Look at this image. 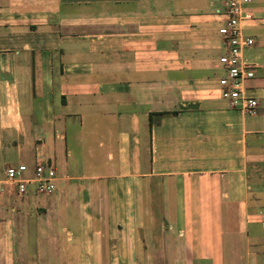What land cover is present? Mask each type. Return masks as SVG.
Segmentation results:
<instances>
[{
  "label": "crops",
  "instance_id": "0c3cea01",
  "mask_svg": "<svg viewBox=\"0 0 264 264\" xmlns=\"http://www.w3.org/2000/svg\"><path fill=\"white\" fill-rule=\"evenodd\" d=\"M221 8L0 0V168L58 176L0 194L48 205L0 209V264H264V0L242 24L253 111L217 95Z\"/></svg>",
  "mask_w": 264,
  "mask_h": 264
},
{
  "label": "built area",
  "instance_id": "2783aa9c",
  "mask_svg": "<svg viewBox=\"0 0 264 264\" xmlns=\"http://www.w3.org/2000/svg\"><path fill=\"white\" fill-rule=\"evenodd\" d=\"M252 0H221V23L217 28L222 37L223 53L218 60L223 73L217 77V95L232 107L253 111L257 105L255 98L244 93L245 80L253 77L252 65L243 58V49L253 43V38L243 29V22L253 19L250 3ZM56 167L50 159L36 162L29 174L24 163L0 168V194L13 189L19 195L32 191L39 195L52 193L57 181Z\"/></svg>",
  "mask_w": 264,
  "mask_h": 264
},
{
  "label": "rangeland",
  "instance_id": "374dc122",
  "mask_svg": "<svg viewBox=\"0 0 264 264\" xmlns=\"http://www.w3.org/2000/svg\"><path fill=\"white\" fill-rule=\"evenodd\" d=\"M41 159H38L35 161V159H30V160H22V161H13V162H9L8 165H12V166H16L18 163H24L27 165L28 167V171H29V174H32V168L34 167V165L36 164V162H40ZM55 165V163H54ZM56 167V165H55ZM10 193H12L13 195H16L15 193L11 192V191H8ZM32 195H39V194H36L35 192H32ZM41 198L42 197H26V198H22L20 200H16L15 201H12L11 199L7 200L5 197H2L1 200H0V209H3V210H7V209H10V210H18V211H25V210H45L46 208H48V205L47 206H43L41 204ZM71 208H74L72 205L69 207V209ZM30 237L32 238V243L34 244L35 243V235H34V232H33V235L30 234ZM7 240L3 239L2 240V245L1 247L2 248H7L3 243H5ZM1 243V242H0ZM31 246V245H30ZM22 253V250H20L19 254ZM33 255H29V261L32 263V264H39L40 260L39 259H36L35 256L31 257ZM4 260V259H3ZM52 259L48 256V261L45 260V261H41V263H44V264H51L52 263Z\"/></svg>",
  "mask_w": 264,
  "mask_h": 264
}]
</instances>
